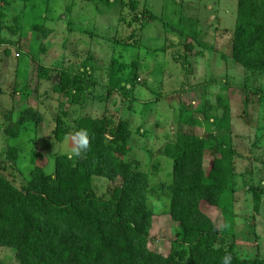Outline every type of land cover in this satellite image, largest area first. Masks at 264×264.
Listing matches in <instances>:
<instances>
[{"label":"rangeland","instance_id":"1","mask_svg":"<svg viewBox=\"0 0 264 264\" xmlns=\"http://www.w3.org/2000/svg\"><path fill=\"white\" fill-rule=\"evenodd\" d=\"M236 7L237 0H139V10L155 19L145 13L143 23L132 29L133 12L119 2H0L5 15L0 20V115L13 110L16 120L27 107L42 115L36 128L17 138L0 129V172L25 185L32 150L40 153L36 164L53 173L54 155L75 147L73 137L84 116L106 114L115 124L127 120L131 137L123 158L134 160L154 187L147 195L153 211L149 247L167 255L176 225L167 214V191L160 188L170 182L172 171L164 146L186 132L228 140L237 151L234 249L264 258V75H251L231 59ZM135 30L134 42H116L130 41ZM189 42L191 49L184 51ZM182 52L187 67L179 59ZM60 73L77 76L69 91L60 90ZM125 84L127 89L120 88ZM218 95L228 101L227 126L209 123L223 116ZM8 145L17 146L15 164L6 157ZM209 158L206 152L205 163ZM117 183L94 177L90 192L107 197ZM253 186L262 195L258 212L247 188ZM203 209L222 226L218 208L204 204ZM0 264H19L13 249L0 246Z\"/></svg>","mask_w":264,"mask_h":264},{"label":"trees","instance_id":"2","mask_svg":"<svg viewBox=\"0 0 264 264\" xmlns=\"http://www.w3.org/2000/svg\"><path fill=\"white\" fill-rule=\"evenodd\" d=\"M10 1L16 0H0ZM85 1L107 6L119 2L128 7L133 12L132 29L143 23L145 13L150 20L155 19L149 11L139 10V0ZM4 17L0 10V20ZM235 22L231 59L251 75H264V0H237ZM44 32L46 37L49 32ZM135 32L129 35L130 41L116 42H134ZM191 45H185L184 51ZM179 56L187 67V54ZM60 75V90L72 89L77 76ZM126 85L120 88L127 89ZM218 99L223 116L209 119V123L227 126L228 101L219 95ZM13 114L9 110L0 115V129L8 137L17 138L42 121L40 112L31 107L19 111L16 120ZM186 122L201 123L197 119ZM81 131L88 133V149L72 159L65 153L54 155L53 173L46 174L36 164L40 153L35 149L25 185L0 172V246L13 249L19 264H223L226 255L232 257L231 264H264V258L246 257L234 249L237 151L230 141L186 132L178 133L164 146L162 152L172 161V171L170 182L160 184V188L169 196L167 214L176 232L169 252L163 255L149 247L153 211L147 195L154 187L134 160L123 158L131 137L128 121L120 119L115 124L106 114L84 116L75 133ZM206 152L210 156L207 163ZM5 154L15 164L17 146L8 145ZM94 177L118 183L109 196L97 197L90 192ZM247 188L253 193V209L258 212L261 190ZM204 204L220 210L222 226L204 211Z\"/></svg>","mask_w":264,"mask_h":264},{"label":"clouds","instance_id":"3","mask_svg":"<svg viewBox=\"0 0 264 264\" xmlns=\"http://www.w3.org/2000/svg\"><path fill=\"white\" fill-rule=\"evenodd\" d=\"M73 141L75 147L72 148L69 153V159L74 157H80L84 151H86L89 147V138L88 133L86 131H81L73 137ZM232 257L230 255H226L223 258V264H231Z\"/></svg>","mask_w":264,"mask_h":264}]
</instances>
